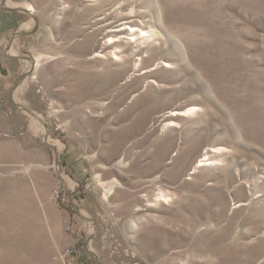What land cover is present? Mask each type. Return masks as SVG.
Segmentation results:
<instances>
[{"label":"rangeland","instance_id":"374dc122","mask_svg":"<svg viewBox=\"0 0 264 264\" xmlns=\"http://www.w3.org/2000/svg\"><path fill=\"white\" fill-rule=\"evenodd\" d=\"M0 22V264H264V0Z\"/></svg>","mask_w":264,"mask_h":264},{"label":"trees","instance_id":"16d2710c","mask_svg":"<svg viewBox=\"0 0 264 264\" xmlns=\"http://www.w3.org/2000/svg\"><path fill=\"white\" fill-rule=\"evenodd\" d=\"M61 198H62V195H61V194H59V196H58V199H60V200H61Z\"/></svg>","mask_w":264,"mask_h":264},{"label":"crops","instance_id":"0c3cea01","mask_svg":"<svg viewBox=\"0 0 264 264\" xmlns=\"http://www.w3.org/2000/svg\"><path fill=\"white\" fill-rule=\"evenodd\" d=\"M3 23L0 22V26L2 25Z\"/></svg>","mask_w":264,"mask_h":264}]
</instances>
